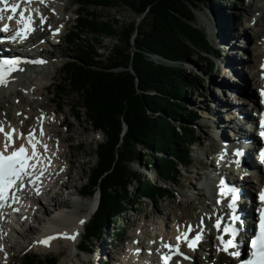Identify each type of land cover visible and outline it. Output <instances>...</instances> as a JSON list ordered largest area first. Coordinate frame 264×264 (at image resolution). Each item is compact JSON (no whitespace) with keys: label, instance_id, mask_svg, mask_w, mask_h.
<instances>
[{"label":"trees","instance_id":"trees-1","mask_svg":"<svg viewBox=\"0 0 264 264\" xmlns=\"http://www.w3.org/2000/svg\"><path fill=\"white\" fill-rule=\"evenodd\" d=\"M84 4L108 8L124 5L136 15L119 27L94 13H79L80 22L67 35L70 47L77 51V58L64 67L67 87L82 97L88 122L104 136L81 190L86 199L100 194L98 210L81 242V248L90 251L111 219L143 200L157 204L173 196L169 181L194 162L192 147L198 141L188 124L198 121L200 115L190 112L181 99L197 94L196 84L203 77L197 71L189 73L184 64L193 63V58L209 60L211 46L206 32L195 25L198 5L194 0L79 2ZM138 18L142 20L138 22ZM92 33L97 34L95 42L82 39ZM108 37H117L120 43L103 59L98 39ZM150 56H160L166 62L155 63ZM211 66L214 70L215 64ZM59 90L66 92V87ZM75 115L81 119L80 110ZM138 162L152 164L164 185L145 179L133 166ZM121 237L122 233L116 240ZM46 261L59 263L55 256ZM26 264L45 262L29 255Z\"/></svg>","mask_w":264,"mask_h":264},{"label":"rangeland","instance_id":"rangeland-1","mask_svg":"<svg viewBox=\"0 0 264 264\" xmlns=\"http://www.w3.org/2000/svg\"><path fill=\"white\" fill-rule=\"evenodd\" d=\"M69 1L70 0H65L62 3L63 5H66L69 4ZM80 1L84 2L86 0H76L74 3L70 4L69 12L67 13L63 12V10L46 11L49 12L47 13L48 17L54 19H52L49 27L51 28L57 26V29L53 31L50 36H48L49 39L54 37L56 34H62L63 36L69 34V31L76 26V22H80L79 20H76L77 14L75 13V11L78 9H81L79 10V12L82 13V16L88 11L96 14L101 18L100 20L104 22L111 21L115 24L117 23L116 25H118L119 27L136 18V15L124 5H118L113 8L104 6L94 7L89 6V4L88 6L86 4H84L85 6H82L79 5ZM194 2L198 5V9L196 10L195 25L206 32V34L208 35L209 44L211 46L210 54H207L209 60H207L206 62H202L197 58H193V63L184 64L185 69L189 73H191L192 70L197 71L203 77V80L199 81L196 84L197 94L189 96L188 98L185 97L181 99L183 101V104L190 112H198V114L200 115L198 121L188 124L189 127H192L195 130V136L197 138L196 140L198 141V143L193 145L192 147V156L194 162L192 164H189L188 167L182 168V175H178L173 179V181H169L168 186L170 187L169 189L172 191L173 196L167 197L157 204L152 202L151 200H143L142 202L136 203L133 209L130 208L126 213L121 214L120 217H116L110 220L109 226L103 229L101 235L99 236V240H95L90 246V250L96 251L97 254L99 253L98 251H100V249H106L107 253L110 250L114 249V253L109 254L107 258L110 259V263L107 262L104 264H117V256H120L119 263H121V258L125 254V251H127L128 244L125 242L127 239L129 240V244L138 241L142 242L143 246H147L149 239L154 240V237H152L154 236V234L157 233L156 237L161 238L160 232L164 230V222L167 221L165 213H170V221L176 222L175 219L179 218L180 220L184 219V221L186 220L185 222H187L195 220L197 218V215L202 211L206 212L207 210H209L211 206L209 197L204 194L205 192L199 189L200 182L197 181V177H200V179L204 180L210 173L209 168L211 166L213 168V165L217 164L215 161H213V159L217 157L215 152L217 151L216 141L214 140L215 132L211 130V119L209 120L207 117L208 113L205 111L206 105L211 106L212 102L210 101L213 97L222 100L224 103H231V98H235V100H237L238 98L246 99L248 93L254 94L256 91L255 86L252 85L249 88H246L245 86L246 92L244 91V89L241 91L236 90L233 95L231 91L226 90V94L223 95L220 93L217 82L219 83L221 81H228L230 83L236 82L238 84V82L240 81V74L235 72L232 68L225 64V58L223 57H231L232 52H240L239 55L240 57L244 58V62H242L241 64H237L236 66H240V70L244 67L247 74H249L248 70L250 63L248 61V57L250 55L249 52H246V45L248 44V40L244 39V37H241V32L244 31L247 27H250V33L256 34V42L253 43V46L257 48V46L261 44L262 38H258L259 35L257 33V31L260 30L259 27L257 28L255 25L257 22L256 20L264 15V10L260 8V6L264 5V0H194ZM249 4H257L259 6V8L255 10L254 14L252 13L248 15L245 13V8ZM221 11L226 13L227 16H229V20H231V23L233 25L232 34L235 38L236 47L238 48H222L223 45L219 44V39H216V36H214L217 17ZM59 17L67 19L70 18L69 23H67L68 31L67 29L64 30L65 25H61L60 23L56 22H60ZM247 17L250 18L247 19ZM242 19H244L243 22L241 21ZM141 20L142 18H138V22H140ZM45 29L49 28L46 27ZM262 29L263 31H261V34H264V28L262 27ZM210 32L213 35L209 34ZM213 36L215 38H213ZM95 37L97 38V34L92 33L83 36L82 39L89 38L88 41L95 42ZM44 39L41 40V47L39 48H44L46 52H51V50H54L55 52L53 57H50L43 53V55L48 58V62L50 63L49 66L53 68V73L46 77L40 76L38 85H30V87L34 89L32 92H30V89L28 90V88L23 89L21 87H15L14 90H19L18 92H20L21 90L22 95H24L27 99L29 98L28 103H21V99L17 98L11 93H9L12 100L10 103L1 102L3 100L0 98V104H2V107L0 108V121L6 123L4 121L6 120L5 116L10 113L16 116L23 115L26 120H28L31 116L30 121L33 122L34 120H32V118L37 116L38 112L46 110L47 112H50L51 117L52 112H56V110L58 109V111L60 110V114L57 116L58 118H56V120L51 121V130L46 132V136L51 139L55 130L58 132V136L60 137V139L70 136V139L68 141L69 143L66 142L63 145L60 141H56L57 143L54 141L53 143L54 148H56L57 151L64 153L63 159H65L66 157L68 160H73V170L68 180V190L65 192L63 188V192L61 195V198L63 200H66L65 206L70 207V209L67 210L64 209V207H56L52 212H48V214L43 212V209L40 212H36L38 218H41L43 220L47 217L48 219L55 218L56 216H59V212L61 211L69 212L70 214H73L75 216H80L85 213V208L78 209L74 207L72 202L69 201V198H73L71 200H79L83 206L88 205V202L91 199H81L80 197L74 195V193L79 189L80 186L86 183L89 176L87 174V169L88 167L93 166V164L96 163V151L98 149V144L104 140L103 134L97 133L88 122L83 106L82 97L77 92L72 91L70 87H67V75L65 73V70L62 67L59 68L62 63L66 64V62L75 60L77 58L76 48L70 47L68 39L67 41L62 40V43L55 48H53V46L51 47L47 45L49 44L48 41L43 42ZM98 41H100L101 43V45L98 46L100 48L99 54H101L103 59H106L111 54L114 46L120 43L117 37L99 38ZM133 50H135L134 47ZM226 50L227 52H225ZM220 54H222V56H220ZM150 58L155 63L166 62V60L160 56H150ZM213 63L215 64L214 70L211 66ZM131 68L132 67H130V69ZM45 82L47 83L48 87L43 86ZM59 85L66 87V92H61L59 90L61 89V86ZM192 89H195V86L191 87L190 91H192ZM40 92H45V96L39 95ZM35 101L37 104L35 103ZM76 110H80V120L74 118ZM52 117V119L55 118L54 115ZM36 119H38V117H36ZM63 119H67L68 124L66 123V125H62L61 127H59V124L63 121ZM67 125H69L70 128L67 129ZM230 128L228 129V133L226 132V136L227 134L229 135L231 133L229 132ZM217 131L224 134V131ZM59 144L61 147H59ZM69 144L73 145L71 149L69 148ZM154 153L156 156H159L157 152ZM254 154L255 153H252V155ZM133 166L136 170L139 171V173L144 176L145 179L150 180L154 183H158L160 185H164L163 181L161 180L160 174L152 164L149 163L145 165L143 162H138L134 163ZM63 167L64 169H66L68 165H64ZM246 178L249 179V177ZM62 181L66 182L67 178L63 177ZM133 190H136V186L133 188ZM56 191H60L59 186L56 188ZM54 193L55 192H53L52 194ZM188 195L193 196V198H187ZM43 202L47 203L48 201L43 200ZM192 203L195 204L194 207ZM48 219H46L47 224H42L40 229L30 226V228L34 230V233H36L34 234V236H37L38 233L41 236V234L48 231L49 227L51 226L50 222L48 223ZM34 223L35 222L33 220L30 221L31 225H34ZM142 229L144 231L143 239H137V236L141 233ZM118 231L122 233L123 242L116 241L115 243H113L114 233H117ZM11 236L14 239L12 240L13 242H24V240L19 238V236L16 234H13ZM23 249L24 248H21L20 250L18 248H10V250H13V253L18 255L16 256L15 262L13 264H25L27 255L39 256L41 260L43 259L45 264H47L46 258H50L51 256H55L59 259L58 264H83L84 259H86L87 257V253L81 254V256H79L76 252L77 249L75 247L64 244L63 241H61L60 248L56 250H41L34 245H32L29 249H26L25 251ZM85 250L89 251L87 249ZM88 257L89 261L86 264H97V262L94 263L95 257L93 254L88 253ZM198 258L201 259L202 256L199 255Z\"/></svg>","mask_w":264,"mask_h":264},{"label":"bare ground","instance_id":"bare-ground-1","mask_svg":"<svg viewBox=\"0 0 264 264\" xmlns=\"http://www.w3.org/2000/svg\"><path fill=\"white\" fill-rule=\"evenodd\" d=\"M18 1V0H17ZM24 4H29L28 7L31 8L34 12L33 15H31L33 17V20H36V15L38 17H40V15L44 12L45 16H43L42 19H39V22L43 21V22H48V24H51L50 21L53 18L48 17L49 20H46V15H48L46 12L48 10H63V12H69V7L70 4L74 3L76 0H70L69 4L63 5L62 2H64L65 0H43V3L40 2V0H23ZM31 5L35 6V10L30 7ZM24 7V6H22ZM259 6L257 4H249L247 5V7L245 8V13L250 15V14H254L255 10L258 9ZM261 9L264 10V5L260 6ZM37 11V12H36ZM260 12V11H259ZM28 13L31 14V11L28 10ZM51 14V13H50ZM264 14V13H263ZM67 17V16H66ZM229 16H227L226 13H224L223 11L220 12V14L217 17V21H216V28H215V32H214V36H216V39H219V44H222V48H238L236 47V42H235V38L232 34V29H233V25L231 23V20H229L228 18ZM250 17H247V19H249ZM70 19V18H69ZM69 19L67 18H60V22L61 25H66L67 23H69ZM54 20V19H53ZM244 19H242L241 21L243 22ZM256 27H259L260 31H257L258 33V38H262V42L261 44H257V48H255L253 46V43L256 42V34H251L250 33V27L246 28L244 31L241 32V37L246 40H248V48L246 50V52H249V57H248V61L250 63L249 65V70L248 73L245 71V68L243 67L240 70V66L237 67V64H241L242 62H244V58L240 57V52H232L231 53V57L226 58L225 56H223L225 58V64H227L230 68H232L235 72L240 74V81L238 82V84L235 83H230V82H226V81H221V82H217V85L220 89V93L221 94H226V90L231 91V93H235L236 90L237 91H241L244 89V91L246 92V88H249L250 86H255V93L254 94H250L248 93L246 96V100L241 101V98L236 97L237 100H235V98H231V101H238V102H242V106L241 108H239V106H234L231 103H224L222 100L217 99L216 97H213L211 99L210 102H212L211 106H207L206 105V112L208 113L207 117L210 120L211 119V130L214 131L218 137H220V141L221 143H229L232 144L233 141H230L227 137H226V132L228 133V129H231L232 134L234 133V130H237V123H236V112L238 111V109L240 110V115L244 116L243 120H248V119H253L254 115L250 114V111H253L254 113L257 112L261 106L264 107V102L261 101V95H258V91H260V93L262 92V90H264V81H263V76L262 74L264 73V70H261L260 67L262 65V60L261 58H264V34H261V31H263L262 27L264 28V15L259 17L256 20ZM47 34L50 35V30L49 29H45L44 32L40 33L39 38H46ZM209 34H212L211 32ZM213 35V34H212ZM213 36V38H215ZM54 39L57 38V34L53 37ZM49 41L48 39L45 40ZM56 43H58V41H56ZM49 46H53L50 44H47ZM12 48L11 49H9ZM0 46V48L5 49V56H9V57H13L15 60H18L19 63L17 65H25V69H20L19 71H15L13 73V76L10 78L9 83L4 84L3 86L0 87V98L3 100L1 102L4 103H10L11 97L9 95V93L13 94L14 96H16L17 98L21 99V103H28V99L22 95L21 90L20 92H18L19 90H14L15 87L16 88H23V89H30V92H32L34 89H32V87H30V85H38V81H39V77L43 76L46 77L48 75H51L52 69L50 66H46L42 69L41 66L42 64L40 63H46L48 62L47 57H45L44 55H42L43 52H38L36 51V44H30L25 46L24 48H20L17 50V48H15L14 46ZM240 47V45H239ZM54 48V47H53ZM42 51H45L44 48H41ZM16 50V51H15ZM35 52L34 55L31 54V52ZM46 52V51H45ZM227 52V50L225 51ZM55 52L54 50H51V52H46L45 55L48 56H54ZM220 56H222V54H220ZM56 57V56H55ZM159 59V58H158ZM258 59V60H257ZM161 62V61H160ZM257 62V63H256ZM34 64H39L37 67H35ZM42 69V70H41ZM36 70H40V71H36ZM229 71V70H228ZM56 73V72H55ZM231 73V72H230ZM56 75V74H55ZM54 75V76H55ZM225 76V75H224ZM226 78V77H225ZM41 79V78H40ZM43 80V79H42ZM41 81V80H40ZM30 83V84H29ZM43 84V83H40ZM44 87H48L47 83L45 82ZM246 86V88H245ZM261 89V90H260ZM30 94V93H29ZM39 95L45 96V92H40ZM234 95V94H233ZM48 98V97H46ZM49 101V100H48ZM230 102V101H229ZM36 103V101H35ZM37 104V103H36ZM210 104V103H209ZM45 105V104H44ZM2 107V104H0V108ZM12 107V106H11ZM60 109V108H59ZM226 109V110H225ZM60 110L58 111V109L56 110V112H52V116L56 115L54 119H52L53 117H50V112H47L46 110L42 111V112H38V115L35 116L34 118H32V120H34L33 122L30 121V119L26 120L24 118V116H16L13 114L8 113L5 118L6 120H4L6 123H4L3 121H0V127H2L4 129V132H8L11 129H15V133L13 135V140L14 143L7 149V150H11L13 148H17L23 141H25L27 138V134L29 135V133L32 131V128H39V135L42 138V140H44V144L49 145V147H52V150H49V155H48V165L49 168L51 170H54L55 167L59 166V163H61V160H66V163H64V165L66 166L67 163H70V167L67 168V172L69 173V177L70 174L72 173L73 170V160L72 159H67L65 157V159H63L64 157V153L58 151L56 154H52L53 153V148L54 146L52 145V143L55 141H60L63 144H65L66 142L69 141L70 136L61 138L58 136V132L55 130V132H53V138L49 139L48 137L45 136V131L48 130L50 131V125H51V121L52 120H56V117L58 116ZM24 113V112H23ZM33 115V114H32ZM236 116V117H234ZM36 117H38V119H36ZM4 118V119H5ZM31 118V116H30ZM58 118V117H57ZM65 120V121H64ZM60 124L59 127H61L62 125H66L67 119H64ZM9 121V123H8ZM22 122V123H20ZM228 126V127H227ZM227 127V128H226ZM237 127V128H236ZM70 128L69 125H67V129ZM236 128V129H235ZM244 128H246V132L248 133V136H244L246 138V140L249 139L250 143L247 146H244L241 148L240 152L241 155H236L233 160L235 161L238 157H241V162L243 163V161L245 160L246 163H248L250 165L251 171H248V173H256L255 176H249V179H246L245 177L243 178L242 176L246 173L242 170H236L235 168L232 167H222L221 166V162L220 164L213 165V170L218 172L219 177L224 178L227 177L228 174H233L236 170L235 173H237L238 171L240 176H241V182L237 183L239 188H243L245 187L248 191L247 196H251L252 195V188H255L260 181H263V172L261 171V167L260 165L257 163L256 161V157L252 155V152L254 153L257 150V146H258V139L255 138V134L252 133V129L249 126H244L242 127V130H244ZM60 130V129H59ZM70 130V129H69ZM217 130L219 131H224V134L219 133ZM41 132L43 134H41ZM62 135V134H61ZM71 135V134H70ZM228 137H230V135H228ZM243 136H240V138H242ZM29 139V137H28ZM56 139V140H54ZM71 141V140H70ZM4 143H5V137L3 133H0V150H4ZM57 143V142H56ZM69 143V142H68ZM67 145V144H66ZM70 145V144H69ZM59 147L60 144H59ZM73 147V145H70L69 148L71 149ZM219 145H216V150H218L217 153H219L221 151L220 148H218ZM224 147V146H223ZM225 148V147H224ZM56 157L59 160H54L53 158ZM236 164V162H234ZM62 164V166H64ZM233 170V171H232ZM63 177H65L63 175ZM64 184V183H63ZM68 184H65V186H67ZM62 195V191H55L54 194H51L48 196V202L44 203L43 202V198H36L34 201L38 200L37 203H39L41 205L40 210L43 212H45L46 214H48V212H52L56 207L59 208H63L67 210L70 209V207H66L65 206V202L66 200H63L61 198ZM186 197V196H185ZM209 200L211 202V206L209 208V210H207L206 212L202 211L201 213H199L197 215V218L195 220H191V221H187L185 222L184 219H179L176 218V222L174 221H170L171 217H170V213H165L166 217H167V221L164 222V230L161 233V238H157L155 237L154 240H148L149 242V247L153 252L156 251H160L163 249V245L165 243H169L174 241L179 235L182 236L184 234H194L196 232H201L203 233L204 236V242L201 244V246L199 247V249L195 252L192 253V256L196 255L198 257V255L202 256V258H195L196 263L197 264H207V260H206V256L210 257V262L216 261L218 263H225V262H231L233 260V257L230 253H223L222 251H219V244L217 242V232L213 229L216 226V221L219 220V218L221 217H225V215L227 214V210L221 207L217 206V210H214L212 207L214 206V204L218 203V198H220V194H214L212 196H208ZM187 198L192 199L193 196H187ZM73 198H69V201L72 202L73 206L78 208V209H84L85 208V213L80 215V216H75L73 214H70L69 212H64L61 211L59 212V216H56L55 218H45L43 219H39L41 221V225L42 224H47V220L48 219V223L50 222L51 226L49 227L48 231H46L44 234H41V238L40 240H44L45 238L49 237V236H55L58 237L56 239H53L49 242V244L45 247H43V245H40L38 243V239L36 236H34V230L32 228H29L25 231H18V230H13V232L8 233L9 230L7 229V233L9 234V236L16 234L19 236V238L23 239L24 242L21 243V241L18 242H13L12 240L13 237H8L6 236V233H2L0 234V264H13L15 262V258L16 255L15 253H13V250H10V248L14 249V248H18L19 250L21 248H24L23 250L25 251L26 249H29L30 246L32 245H36L39 249H43V250H56L58 248H60L61 245V241L64 242V244L70 245L75 247L76 249H78V247L80 246V240L84 237L83 234L85 232V228L86 225L88 223V221L93 217L94 213L96 212V210L98 209V204H99V198L98 197H94L92 198L89 202L87 206H83L81 204V202L79 200H71ZM225 203L227 204V201H225ZM193 207L195 206L194 203ZM250 202H247V205H249ZM66 210V211H67ZM243 210L244 212L247 213L246 218H245V222L246 224L251 220L252 218V212L254 210V208L251 210H248V208H246L245 206H243ZM24 212H26L27 214V210H24ZM52 214V213H51ZM48 216V215H47ZM50 216V215H49ZM24 215H20V220L23 219ZM35 218L37 219L38 217L35 215ZM81 221H83V223H81ZM18 226L20 225L19 222H17ZM23 227V226H22ZM2 230V228L0 229V231ZM39 234V233H38ZM61 234H67L69 237L75 235V239H71V238H65L63 235ZM175 235V237H174ZM144 236V231L143 229L141 230V233L137 236V239H143ZM136 239V238H135ZM136 241V240H135ZM140 241V240H139ZM133 242V241H132ZM27 244V245H26ZM143 249V244L142 242H134L132 244H130V247L128 248V252H126L122 258H121V263L119 264H147V258L146 255L148 254V250L144 253L142 252ZM184 249L186 250L185 253L186 254H191V251L187 248L184 247ZM21 252V251H20ZM18 254V253H17ZM208 254V255H206ZM118 264V262H117Z\"/></svg>","mask_w":264,"mask_h":264},{"label":"snow or ice","instance_id":"snow-or-ice-1","mask_svg":"<svg viewBox=\"0 0 264 264\" xmlns=\"http://www.w3.org/2000/svg\"><path fill=\"white\" fill-rule=\"evenodd\" d=\"M5 3V8H8L7 0H2ZM43 3V0H40ZM11 12L15 13L17 11V7L12 5L10 8ZM3 19V16L0 15V20ZM7 19L11 21L13 16H8ZM17 24L24 26L23 36H27L28 32L31 31L30 25L32 24L31 17H25L23 13H20V19L16 21ZM9 25L5 24L3 28H0V31H8ZM21 31L18 30L12 39H15L17 36H21ZM19 63L18 60H0V85L6 84V76L12 70L16 69V65ZM262 127H264V123H262ZM0 133L4 134L5 143L4 150H0V202L5 200V194L9 191V189L13 188L17 185V182L22 181L25 175H28V169L34 168L35 164H30V160H36L39 153L37 152L36 143H33V134L29 133V141L28 143L32 147L31 155L28 154L25 145H20L19 148L14 149L9 154L7 149L14 143L13 135L15 133V129H11L8 132H4V129L0 127ZM41 134H43L41 132ZM261 135L264 136V132H261ZM45 150H47V146L44 145ZM240 153H237L239 155ZM261 160L264 161V151L260 153ZM239 164V161H236ZM223 184V181H221ZM228 191L232 192V204L230 207L235 211V204L237 200L235 189H228ZM15 198V197H13ZM260 198L264 201V193H261ZM234 220H239L238 216L233 217ZM83 223V221H81ZM216 227L219 229L220 224L217 223ZM225 232H230L232 237L236 236V229L229 228L225 229ZM65 238L75 239V235L69 237L67 234H61ZM58 237L49 236L39 243L48 245L49 242ZM179 239V238H178ZM186 239V237H185ZM201 239L200 235H197L194 240L189 242V247H193L199 240ZM223 245V251H228L229 248L236 247L234 243V239H229L225 241L223 238H218ZM251 247L254 249L252 252V259L243 260L241 264H264V210L260 211V219H259V232L251 239ZM233 256H240L241 253L239 251L230 253Z\"/></svg>","mask_w":264,"mask_h":264},{"label":"water","instance_id":"water-1","mask_svg":"<svg viewBox=\"0 0 264 264\" xmlns=\"http://www.w3.org/2000/svg\"><path fill=\"white\" fill-rule=\"evenodd\" d=\"M126 130H127V126H126ZM126 130H125V131H126Z\"/></svg>","mask_w":264,"mask_h":264}]
</instances>
